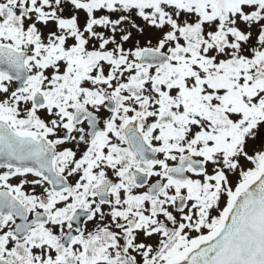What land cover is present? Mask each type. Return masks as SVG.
<instances>
[{
	"label": "snow or ice",
	"instance_id": "6c2138e0",
	"mask_svg": "<svg viewBox=\"0 0 264 264\" xmlns=\"http://www.w3.org/2000/svg\"><path fill=\"white\" fill-rule=\"evenodd\" d=\"M0 264H264V0H0Z\"/></svg>",
	"mask_w": 264,
	"mask_h": 264
}]
</instances>
